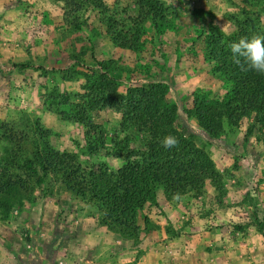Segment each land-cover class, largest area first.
Returning <instances> with one entry per match:
<instances>
[{"label": "rangeland", "instance_id": "obj_1", "mask_svg": "<svg viewBox=\"0 0 264 264\" xmlns=\"http://www.w3.org/2000/svg\"><path fill=\"white\" fill-rule=\"evenodd\" d=\"M101 1L124 10L125 25L136 14L133 0ZM159 1L170 6L163 27L145 21L141 49L129 51L111 44L93 12L83 14L90 28L85 34L66 28L63 0H0V170L8 133L31 137L44 131L54 150L81 167L108 172L125 164L127 152L143 150L146 135L121 129L114 109L94 111L89 127H82L43 106L48 90L80 93V80L65 81L57 72L69 71L71 55L80 52L86 64L94 58L123 66L120 94L129 86L167 82L178 124L204 144L214 176L178 197L158 189L155 202L135 217V239L102 226L96 206L75 197L60 180L46 178L36 186L32 177L29 191H16L9 200L8 216L0 213V264H136L145 259L179 264L181 236L199 219L205 230L211 223L214 243L200 249L212 251L214 264H264L263 129L252 115L235 124L222 117V132L210 140L184 113L194 100L226 99L229 84L206 56L207 38L212 32L223 40L264 34V0ZM25 62L31 68L14 67Z\"/></svg>", "mask_w": 264, "mask_h": 264}, {"label": "trees", "instance_id": "obj_2", "mask_svg": "<svg viewBox=\"0 0 264 264\" xmlns=\"http://www.w3.org/2000/svg\"><path fill=\"white\" fill-rule=\"evenodd\" d=\"M133 6L136 14L127 25L121 18L124 10L108 7L101 0H63V16L66 28L85 34L90 28L83 14L93 12V20L105 28L111 44L138 51L142 47L141 25L149 20L155 28H162L170 6L159 0H133ZM124 18L127 20L129 16ZM238 40L235 37L223 40L213 32L207 38L206 56L214 62V72L229 84V92L220 102L194 100L192 108L184 112L195 119L210 140L222 132V117L235 124L241 117L252 115L264 131V74L243 72L233 63L229 45ZM83 55L80 52L71 55L69 71L57 70L65 81L80 80V93L48 90L43 95V106L82 127H89V115L94 111L114 109L120 113L121 129L131 128L146 135L143 150L127 152L125 164L108 172L100 167H81L72 156L54 150L44 131L31 137L8 133L3 136L1 147L0 213L8 216L13 210L9 200L16 191H29L32 177L36 186L46 178H53L60 180L75 197L93 203L101 214L99 223L106 229L135 239L138 231L135 217L146 203L155 202L156 191L161 189L166 196H176L199 189L204 180L214 176L212 162L204 144L178 124L177 107L170 98L167 82L129 86L120 94L118 84L123 66L117 61L94 58L86 64ZM14 67L29 69L31 65L25 62ZM169 134L179 144L166 149L161 140Z\"/></svg>", "mask_w": 264, "mask_h": 264}, {"label": "clouds", "instance_id": "obj_3", "mask_svg": "<svg viewBox=\"0 0 264 264\" xmlns=\"http://www.w3.org/2000/svg\"><path fill=\"white\" fill-rule=\"evenodd\" d=\"M232 61L243 72L264 74V34L241 37L229 45ZM179 140L174 135H166L161 145L166 149L177 147ZM178 197V194H176Z\"/></svg>", "mask_w": 264, "mask_h": 264}, {"label": "crops", "instance_id": "obj_4", "mask_svg": "<svg viewBox=\"0 0 264 264\" xmlns=\"http://www.w3.org/2000/svg\"><path fill=\"white\" fill-rule=\"evenodd\" d=\"M202 219L195 220L190 229L187 232L184 230L185 234L184 237L181 236V245L180 250L182 251L181 260L179 264H214L215 262V255L211 252H202L200 248L207 247V245L212 246L213 241H211L210 236L213 233V229L210 225L208 226V230L201 226ZM211 222V218H210ZM203 223V222H202ZM191 233V234H189ZM148 259L143 261H139L136 264H148L146 263ZM237 261V260H235ZM145 262V263H144ZM164 263V262H163ZM162 263V264H163ZM165 264V263H164ZM166 264H170V260H166Z\"/></svg>", "mask_w": 264, "mask_h": 264}]
</instances>
